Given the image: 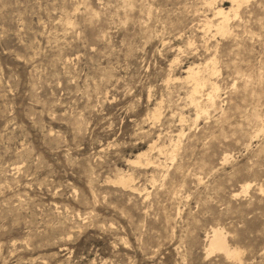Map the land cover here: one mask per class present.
<instances>
[{
  "label": "rangeland",
  "instance_id": "obj_1",
  "mask_svg": "<svg viewBox=\"0 0 264 264\" xmlns=\"http://www.w3.org/2000/svg\"><path fill=\"white\" fill-rule=\"evenodd\" d=\"M221 3L0 0V264H235L215 229L264 264V0L205 42ZM211 58L221 97L194 123L183 69ZM143 150L162 167L127 162Z\"/></svg>",
  "mask_w": 264,
  "mask_h": 264
},
{
  "label": "bare ground",
  "instance_id": "obj_2",
  "mask_svg": "<svg viewBox=\"0 0 264 264\" xmlns=\"http://www.w3.org/2000/svg\"><path fill=\"white\" fill-rule=\"evenodd\" d=\"M222 1L231 3V8L229 10H225L223 7L224 5L223 3H221V5L219 4L214 8H212L213 9V14H211L212 17L211 18L206 17L205 19L206 23L202 26V31L204 32L203 38L205 42L207 41L208 38L207 35L211 31V27H214L216 31L214 34H212V37H214L215 34L217 35L219 34L221 36L231 35L232 34L231 13L234 18L237 17V15L239 14V8L243 4L248 3L250 0H222ZM206 2L212 5L216 3V0H209V1L206 0ZM214 19H217V22L215 24H213ZM188 44L192 45V42L188 41ZM183 70L184 73L186 74L185 77L183 76L184 80L185 82H187L188 86L190 87V92L189 95H187L188 97H186V99L190 101L189 105H192V107L195 110V119H194V123H195L202 115L208 114L210 108H215V106L218 105L217 104L218 100L221 97L220 96L221 88L218 81L215 79V75L219 73V70L217 68L216 60L214 58H211L208 62L205 63L202 62L192 63L190 66H188L186 69ZM171 81H173V78ZM160 116H161V101L157 103V105L155 106L152 112V117L154 119L158 120L160 119ZM184 119L185 117L181 115L179 120L180 123L181 122L184 123ZM183 136H184L183 130H180V132H178L175 135L176 139L171 135L169 138L170 139L169 145L165 148L159 147V152L165 153V155H169L170 159L174 161L179 151L181 145V138ZM159 137L160 134L158 135V138ZM157 143H158L157 140H154L149 146L150 149L156 148L158 146ZM149 154L150 153L148 150L140 151L136 153V155L133 158L127 159V162L129 164L139 166L142 168L149 167L152 165L155 167H162L163 164L157 163L156 161L152 160ZM133 181H134L133 176L125 173L118 175L113 182L119 184L123 188H126L130 191L139 190L138 188L135 187ZM248 188H249V184L244 186L242 191L247 192ZM208 251L210 252L220 251L227 258L234 260L235 264H242V260L240 258L241 250L238 249L237 247H231V245L229 246L226 243V237L224 232L220 229L213 230L211 237H209Z\"/></svg>",
  "mask_w": 264,
  "mask_h": 264
}]
</instances>
